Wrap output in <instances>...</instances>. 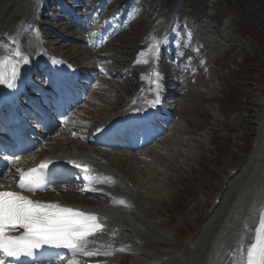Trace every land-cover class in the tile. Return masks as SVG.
Returning a JSON list of instances; mask_svg holds the SVG:
<instances>
[{"label": "rangeland", "instance_id": "rangeland-1", "mask_svg": "<svg viewBox=\"0 0 264 264\" xmlns=\"http://www.w3.org/2000/svg\"><path fill=\"white\" fill-rule=\"evenodd\" d=\"M31 1L34 0H0L1 27L5 26L7 18L17 23ZM123 1L113 0V8H109L111 3L107 10L115 12L116 8L125 5ZM171 1L134 0L139 5L134 6V10L142 13L131 17V26L120 31L119 38L109 40L108 45L112 59L116 56L121 62L132 64L143 35L149 34V39L158 43L161 36L171 34L175 38L172 42L178 58L174 55L175 61L170 64L169 57H166V65L189 79V83L184 84L189 92L178 97L185 104V116L179 117L173 133L157 147L145 152V159H140L139 163L125 160L115 163L138 184L139 192L134 195L132 213L141 220L138 223L149 234L141 238L134 234L138 254L127 259L118 257L126 264L151 261L204 264L213 239L237 199L247 203L256 195L257 183L262 185L258 178L264 169V96H261L264 89V0L234 3V7L242 9L241 16L227 0H183L177 3L175 0L173 4ZM8 2L12 4L6 12L3 9ZM203 7V13L196 11ZM56 25L62 31L66 29L65 22L56 21ZM76 39H56L57 44L54 40L50 44L55 51L64 53L76 63L89 65L97 61L96 56L85 48L86 44L79 42L78 37ZM33 41L32 38L30 43ZM31 52H34L32 48ZM252 57L257 59L253 65ZM114 61L113 74L121 73L123 68ZM132 67L127 68L138 73ZM200 67H208L209 71L203 74ZM227 72L235 73L222 84L220 77L227 76ZM124 73L121 79L104 76L103 87L95 93L97 102L87 103L80 116L86 117L88 112L91 119H98V116L113 114L117 107L123 106L129 90L132 93L137 85L136 75L123 77ZM176 85L180 87L181 83ZM246 106L250 108L245 109ZM77 144L78 141H61L50 149L76 153L80 148V143ZM230 165L234 166L231 168L241 167V171L230 181L224 193L225 202L216 207L214 197L222 195L225 181L232 176ZM225 167L228 171L219 177ZM196 228L199 231L192 242L183 246Z\"/></svg>", "mask_w": 264, "mask_h": 264}, {"label": "snow or ice", "instance_id": "snow-or-ice-1", "mask_svg": "<svg viewBox=\"0 0 264 264\" xmlns=\"http://www.w3.org/2000/svg\"><path fill=\"white\" fill-rule=\"evenodd\" d=\"M23 62L28 63L26 56L23 57ZM53 63L60 61L53 60ZM18 73L19 63L0 58V83H6L10 88L15 87L13 81ZM157 87L159 88V84ZM158 103L159 94L150 104L155 107ZM52 163L43 161L37 168L28 171L16 169L18 188L21 191L0 190V253L3 254L0 256V264H7L8 257L34 256L35 250L45 245L64 247L73 253L79 252L87 256L96 254L85 250L88 237L103 231V225L98 223L95 214L63 207L58 203L32 200L23 194L24 191L34 192L42 186L47 187L45 170ZM69 163L83 171L88 170L87 165L77 164L75 161ZM18 229L23 230L20 235L10 234ZM246 264H264V214L256 228L255 242L247 251Z\"/></svg>", "mask_w": 264, "mask_h": 264}, {"label": "bare ground", "instance_id": "bare-ground-1", "mask_svg": "<svg viewBox=\"0 0 264 264\" xmlns=\"http://www.w3.org/2000/svg\"><path fill=\"white\" fill-rule=\"evenodd\" d=\"M129 0H124L123 1V4H127ZM179 1H182V0H179ZM11 2H8L7 3V7H4V11L8 12V10H10L8 7L9 4ZM80 3V2H79ZM82 3H80V6H81ZM102 3H100V6H101ZM31 6V5H30ZM29 7V6H27ZM122 7V5H121ZM120 7V8H121ZM99 8V7H98ZM42 12L45 11V8L42 7L41 8ZM133 15V13L131 14ZM9 23L11 24V18H7L6 20V24L9 25ZM6 26V25H5ZM11 26V25H10ZM161 27V26H160ZM22 29L26 30L28 29V24L24 23L22 26H21ZM21 30V29H20ZM159 30V29H158ZM22 31V30H21ZM153 32V31H152ZM164 32H166L164 30ZM154 33V32H153ZM156 33V32H155ZM159 33V32H158ZM161 33V32H160ZM162 34V33H161ZM117 35V34H116ZM116 39L119 38L120 35L116 36ZM149 36V34H148ZM152 36V35H151ZM164 36V35H163ZM157 38V37H156ZM32 40V38L29 39L28 41V47H26V51L27 53H25L24 57L25 56H28L30 55V53H33L31 52V44H30V41ZM155 40V39H154ZM167 40H169V37H167ZM119 41V40H118ZM151 41L149 40L148 43H150ZM156 42V40H155ZM33 43V42H31ZM141 43V42H140ZM138 44V47L141 48V47H144L145 45H141V44ZM159 43L162 45L163 49L166 48L167 46V42H165L164 40H160ZM30 44V45H29ZM30 46V47H29ZM147 47L149 46H146V49ZM38 48V47H37ZM173 48V46H172ZM119 50V49H118ZM111 52V51H110ZM155 52V51H154ZM115 53V52H113ZM122 53V52H121ZM117 54V53H116ZM126 54V53H125ZM139 55L143 54L142 52L138 53ZM116 57V56H115ZM121 59V58H120ZM19 65L20 64H25L26 67L27 65L28 66H32L28 63H24L23 62V56H21L19 59ZM115 60V61H114ZM113 61L116 62L117 64H121V66H126L128 65L127 62L123 60V62H121L119 59H114ZM127 60V59H126ZM120 66V65H118ZM120 66V67H121ZM177 66V65H176ZM151 67L152 65L149 67L148 71L149 72L151 70ZM170 68V67H169ZM162 73H161V79L164 81L165 84H167V81L168 80H172L174 81V84H179L182 82V79L179 75H175L171 70L167 69L164 71L163 73V67H162ZM180 72V71H179ZM176 73V72H175ZM168 74L166 77L167 80L165 81V75ZM183 74V73H182ZM18 76H20V73H18ZM169 77H173V78H169ZM17 79V78H16ZM146 79V83H149L147 77L145 78ZM1 85V84H0ZM177 89H176V94L177 91L182 93L183 90L181 89L180 90V87H178L176 85ZM128 92V91H127ZM164 93L165 95H169V91L167 90H164ZM133 98V97H132ZM178 100H176L177 102ZM177 105H179L180 107H182L184 109L185 107V104H183L182 102H179ZM177 105L175 107V110H177ZM172 109V108H171ZM172 113H174V111H172ZM108 116H105L103 117L102 119H105V121H107L110 117H112V115L107 118ZM79 144V143H78ZM77 144V145H78ZM81 144V143H80ZM53 146H50V148H52ZM83 148V147H82ZM51 150V149H50ZM52 151V150H51ZM148 153V151H147ZM59 155L58 153H53L52 154H45L44 156H37V157H33V154L32 155H26L24 156L22 159L23 160H29V158H31L32 160V163H37L39 162V160L41 159H51L53 158V156L55 155ZM66 154H69V155H72V153H66ZM150 154V153H149ZM122 155H119L118 153H115L114 156L112 157H115L116 159L119 160V157H121ZM133 157V156H131ZM124 157H121V159H123ZM136 160V159H134ZM22 161V160H21ZM132 162L131 159H129V162ZM134 163V162H133ZM135 163H137V161H135ZM31 164V163H30ZM262 171V170H261ZM10 180L8 181L7 183V187L11 184L12 186L14 185L15 187V182L14 180L12 181V176H10ZM258 177V176H257ZM258 180H261V183L262 185L260 186V183L256 185V189H257V192H256V195L252 198H250L248 200L247 203H244L242 202L241 200H239V202L236 203L235 205V208L234 210L231 212V215H230V218H228L224 224V226L226 227H223V230L221 233H217V235L215 236V238L213 239V243H212V247L209 249V252H208V256L205 260V264H222V261L224 260V255H226V253L228 252V250L231 248L232 244H235V248L237 249V254L239 252V249H241L242 245L244 244V241H245V236L249 233V228L247 227L249 222L256 216L255 213L257 212L258 208L260 206H264V169H263V172L262 174H260ZM14 182V183H13ZM120 190L123 189V191L125 190L124 186L121 185V187L119 188ZM131 196V195H130ZM80 202H87L86 199H81ZM240 205L241 207L237 206V205ZM76 209H79L81 211H88V209L86 207H83L81 205V203H78L76 206H74ZM96 209L100 210V211H104V206L101 205V206H98ZM233 213H235L233 215ZM132 216V217H131ZM110 217V215H109ZM111 218V217H110ZM112 218L113 219H116L118 222H119V234L121 235L123 232H126V234H128V236L133 233L137 234V235H149L148 233L145 232V230L143 229V227L139 224L141 222V220H139L138 218H136V215H134L131 212H126L125 209L123 208H120L118 211H115L113 212V215H112ZM142 221H143V218H142ZM139 222V223H138ZM143 223V222H142ZM143 226H145L143 224ZM122 227H125L126 229L123 230ZM81 261V258L78 257L77 261L76 262H80ZM229 264H235V262L232 263V261L229 263Z\"/></svg>", "mask_w": 264, "mask_h": 264}, {"label": "trees", "instance_id": "trees-1", "mask_svg": "<svg viewBox=\"0 0 264 264\" xmlns=\"http://www.w3.org/2000/svg\"><path fill=\"white\" fill-rule=\"evenodd\" d=\"M240 0H227V2L232 6L234 3H239ZM235 5V4H234ZM234 5L231 7L233 9H235L237 11V14L241 16L242 14V9H239L236 7H234ZM254 61L252 60V65H253Z\"/></svg>", "mask_w": 264, "mask_h": 264}]
</instances>
